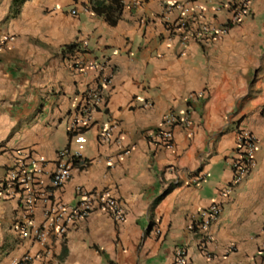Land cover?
Segmentation results:
<instances>
[{"label":"crops","instance_id":"1","mask_svg":"<svg viewBox=\"0 0 264 264\" xmlns=\"http://www.w3.org/2000/svg\"><path fill=\"white\" fill-rule=\"evenodd\" d=\"M139 1L122 0L121 19L111 25L92 11V0H27L16 17L15 0H0V35L14 37L0 50V184L29 156L47 160L34 183L33 212L25 190L0 187V264L27 254L31 264H175L177 248L191 264H264V0H254L250 16L220 41L192 40L185 48L168 36L166 23L177 13L164 16L165 4L226 0ZM229 17L223 9L206 21L221 26ZM74 44L79 52L65 56ZM78 61L107 63L112 86L85 131L84 164L55 189L57 152L69 145L74 113L98 74L76 70ZM172 110L190 111L192 126L174 129L169 150L151 133ZM113 126L117 143H103L99 134ZM240 130L259 142L257 165L224 197L235 178ZM124 150L129 154L119 157ZM79 188L110 192L124 206L125 222L95 211L64 235L52 230L44 243L35 240L52 206H74ZM218 203L223 212L207 244L194 224Z\"/></svg>","mask_w":264,"mask_h":264},{"label":"built area","instance_id":"2","mask_svg":"<svg viewBox=\"0 0 264 264\" xmlns=\"http://www.w3.org/2000/svg\"><path fill=\"white\" fill-rule=\"evenodd\" d=\"M254 0H226L221 3H214L211 7L203 5L196 1L177 2L165 4L164 16L171 13H177L176 18L166 23V30L170 38H177L180 45L185 48L193 40L199 44H210L217 42L227 36L231 28L239 26L251 14V7ZM139 0H134V5H138ZM223 9L227 10L230 17L225 24L214 26L206 21V15L209 12L218 14ZM76 15V11H72ZM14 41V37L10 35H0V50L9 47ZM76 52H79L76 50ZM74 54H70L69 58ZM73 67L76 70L84 71L85 69H94L97 71L95 85L88 89L84 95L78 110L74 113V120L69 130L71 134L69 145L57 152L56 167L52 175V188L58 189L63 187L70 180L73 172L78 166L83 165L84 152L86 150L88 139L85 131L93 123V113L99 108H106L108 103V90L112 86V75L107 73V63H88L75 62ZM204 92L191 94L188 98L189 104L195 103L203 98ZM264 116V109H263ZM192 126L190 111L184 114H178L170 111L165 115L161 126L151 133L156 145L159 147L173 150L175 148L174 129L179 127L189 130ZM115 126L104 129L99 134V138L103 143H111L114 141ZM117 143V141H114ZM259 150V142L253 134L246 130H240L238 133V141L236 147L237 158L234 159L232 168L235 174L232 188L222 191V196L227 197L234 187L242 184L250 174L255 170L257 165L256 154ZM21 155L22 152H19ZM129 154V150H124L119 157ZM27 162V163H26ZM47 162L44 157L32 158L28 157L22 164L12 166L7 170L6 177L1 182L0 187L8 191L17 193V190L23 189L27 193L24 198L25 206H28L29 212H33L36 203L34 195V183L37 175L43 173V166ZM202 176L197 175L195 181L200 183ZM176 183H180L179 177ZM78 201L74 206H67L62 202L52 206L48 212L47 219L42 227L35 232V240L44 243L53 230L56 234L64 235L69 230L70 225H75L79 220L88 218L95 211H102L109 214L116 222H125L127 212L117 199L111 196L110 192H89L83 188L77 190ZM223 208L221 204H214L207 210L201 211L198 222L194 224L195 228L206 235L204 242L209 244L212 237L207 234L209 228L215 224L221 217ZM19 231L24 238L30 237L29 229L20 227ZM204 251L207 249L204 246ZM264 259V246L261 250ZM208 257L209 254L207 253ZM32 257L25 255L21 259L16 260L14 264H31ZM175 264H191L187 259V251L185 248H177L175 252Z\"/></svg>","mask_w":264,"mask_h":264},{"label":"trees","instance_id":"3","mask_svg":"<svg viewBox=\"0 0 264 264\" xmlns=\"http://www.w3.org/2000/svg\"><path fill=\"white\" fill-rule=\"evenodd\" d=\"M27 0H15L13 4V16L16 17L21 11V7ZM124 9L122 0H92V11L99 17H105L111 25H116L121 19ZM78 50V45L74 44L65 49L63 54L69 56Z\"/></svg>","mask_w":264,"mask_h":264}]
</instances>
